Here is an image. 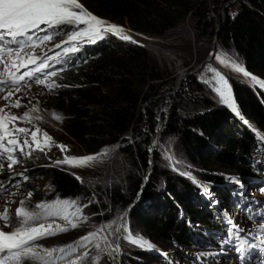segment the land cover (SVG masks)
I'll list each match as a JSON object with an SVG mask.
<instances>
[{
	"label": "trees",
	"instance_id": "trees-1",
	"mask_svg": "<svg viewBox=\"0 0 264 264\" xmlns=\"http://www.w3.org/2000/svg\"><path fill=\"white\" fill-rule=\"evenodd\" d=\"M79 1L100 18L128 24L137 32L158 37L172 35L181 24L190 21L198 39H214L221 25L219 45L234 52L248 72L264 79V0H237L238 12L232 15L228 8L224 18H220L218 11L223 1L229 0ZM215 15L219 18L217 26ZM57 32L61 39L67 38L65 31ZM90 51L89 62L64 72L59 78L60 87L48 96L50 110L66 114L60 127L67 137L58 135L57 138L69 146L79 144L83 151L94 154L108 144L128 142L130 132L135 137L134 144L116 151L129 159L127 190L109 177L105 181L104 191L112 207L103 199L101 205L110 217L109 211L125 210L142 188L150 165L149 149L158 133L157 115L165 120L164 112L158 109L161 94L172 89V85H169L170 73L156 65L149 51L140 44L110 35L99 39ZM174 81L173 78L172 83ZM233 88L237 106L250 124L246 125L228 107L218 106L207 94L202 96L205 90L197 76L190 75L182 83L160 139L163 146L174 140L186 161L179 167L189 175L173 171L159 146L143 198L130 213L129 220H124L123 236L130 234L129 225L133 235L143 236L157 249L200 248L202 258L210 260L213 253L206 248L214 238L211 229L222 231L231 225L225 222L226 216L201 195L190 177L207 184L236 220L239 210L249 209L245 207L248 197L238 195L244 193V189L230 183L226 177H238L243 187L264 180V144L258 143L253 131L264 132V85L239 79L233 80ZM40 162L43 161L38 155L32 154L27 164L37 166ZM37 172L41 174L37 169L31 174ZM47 176L52 188L49 199L62 197L90 202L85 214L99 213L100 205L85 180H78L71 170L53 165L47 169ZM30 182L27 186L35 195ZM98 187L103 191L100 185ZM102 221L98 215V223ZM105 257L107 264H113L107 254ZM174 258L180 261L184 256ZM162 261L159 253L138 246L125 247L123 254V264H164ZM24 264H32V261L26 260Z\"/></svg>",
	"mask_w": 264,
	"mask_h": 264
},
{
	"label": "snow or ice",
	"instance_id": "snow-or-ice-1",
	"mask_svg": "<svg viewBox=\"0 0 264 264\" xmlns=\"http://www.w3.org/2000/svg\"><path fill=\"white\" fill-rule=\"evenodd\" d=\"M76 9H80V11L78 12ZM50 30H63L67 36V40L62 39L61 43L55 44L56 48L63 49V54L60 52L56 53L55 59L57 62H60L63 57L69 54L79 52L83 43H95L108 34L117 35L118 38L125 41L138 43L126 33L123 27L108 23L86 11L77 0H0V66L3 68V72H0V92H5L7 89V94L3 99L9 101L4 108H0V169L4 168L3 162L6 160L8 162L7 168L10 172L6 177L8 184H11L17 175L23 180L28 179L24 172H12L13 167L20 163L16 156L17 152L21 155L31 156L35 151L44 152L46 147H51L50 143L47 142H50L52 137L47 133H43L44 140L47 142L42 143L37 138V134L40 132L39 128H35L33 131L28 128L17 127L15 124L16 121L31 122L30 111H38L35 105L22 116H16L5 111V108H20L22 106L19 99L13 103L11 97L19 93L22 87L30 89L32 85L28 81L44 85L49 90L60 87L55 81L50 80L51 77L57 76V72L47 71L51 67L48 61L52 58L47 55L43 57L34 56L27 51L32 49L34 52L35 48L52 41L58 32ZM41 32L44 34L39 35ZM210 55L212 54L210 53ZM214 59L232 72L242 74L249 83L264 85V80L248 72L243 63L237 58L225 53L215 55ZM29 65L33 67L29 68ZM21 69L28 70L21 72ZM207 70L213 74L212 80L206 79L203 82L212 85V91L222 105L228 107L237 116H240L241 112L233 95L228 76L215 67L208 66ZM55 118L57 120L61 119L60 116H55ZM36 119H40V117H36ZM244 123L246 125L250 124L246 119ZM9 124L12 126L8 127ZM253 131L256 134L258 143L264 144V132H259L258 129H253ZM29 132L31 133V143L28 137ZM21 134L25 136L23 142L19 139ZM58 147L63 152L67 146L58 145ZM95 159L96 156L93 155L84 157L65 156L63 160H57L55 163L78 167L87 166L89 162ZM166 159L169 161L173 171H177L181 175H189L188 172L182 171L179 167L183 163L182 161L176 159L173 155H166ZM76 178L80 179V177ZM190 178L200 189L201 195L209 198L211 203H218L207 184H202L193 177ZM226 179L236 185L242 184V181L235 176L226 177ZM4 186L5 180H0V188ZM13 186L19 187L18 184ZM260 190L264 192V188ZM238 195L243 197V192L238 193ZM31 196L32 193L29 192L28 198H31ZM74 203V201H64L63 206L66 208L69 204ZM24 205L25 201L21 200L20 206L16 209V217L20 218L18 226L13 231L0 229V264H23L26 260L32 261V264H42V262L43 264H56L57 257L54 256L55 253H62L63 255L59 259H63L74 251L72 245L61 249H43L45 255L41 257L40 251L32 246L30 242L56 235L60 232H67L68 228L60 225H56L53 228L52 224L47 226L44 224H39L35 227L29 226L30 222L41 218V213L30 211ZM36 208L45 210V214L49 216H61L62 212H64L60 202L56 204L40 203L36 205ZM80 214L81 210L77 207L75 213H64L61 218L71 224L72 228H75L78 225L69 219V215L78 217ZM258 215H260V220L258 221L259 233L257 235H252L251 229H244L231 219H226L225 221L228 225H231V228L222 244L231 245V251L236 253L235 259L239 264H252L254 259H259V264H264V257L253 256V253L257 250L264 251V215L260 213ZM0 219L4 221L5 227L9 226L10 216L8 208L5 207L3 212H0ZM97 235L98 233H89L81 237L77 244L81 247H87L88 242ZM249 235H252L251 240L248 239ZM124 239L145 250L151 251L155 248L150 241L139 234L133 235L130 233ZM253 240H259V243H253ZM95 247L99 248L100 245L97 244ZM119 248L120 246L117 245L114 250L119 252ZM223 250L222 248L221 251ZM88 256L89 253L85 252L83 256L71 261L70 264H83V261ZM101 259L100 256L95 257L94 264H100Z\"/></svg>",
	"mask_w": 264,
	"mask_h": 264
},
{
	"label": "rangeland",
	"instance_id": "rangeland-1",
	"mask_svg": "<svg viewBox=\"0 0 264 264\" xmlns=\"http://www.w3.org/2000/svg\"><path fill=\"white\" fill-rule=\"evenodd\" d=\"M221 5L222 7H220V10L218 11L220 14V18L226 17L228 8L230 9V13L232 15H235L239 9V4L237 3V0H229L228 2L223 1ZM76 11L79 12L80 9H76ZM86 11L88 10L86 9ZM96 16L100 18V16L98 15ZM103 20L107 21L108 23L123 27L126 30V33L132 36V38L135 41H138L140 43L142 42L143 45L140 43L138 44L144 46L149 51L152 61L156 65H158L161 69L163 70L165 69L170 73L171 84L169 85H172V89L168 91L166 90L161 94L162 99L160 102V107L158 109H160L159 111H162L161 113L164 112L165 120L163 122L160 119L161 116H159V114L157 115L159 121L157 124L158 132L161 126L165 128L166 126L165 123L170 117L171 106L177 99L176 96L178 94V90L182 85V83L190 75L197 76L198 82L204 88L205 93H201L202 96L207 94L208 96L211 97L213 102H216L218 104V106L222 104L219 102L216 94L212 91V85L205 84L203 82L206 79L209 81L212 80L213 74L207 70L208 66L215 67L228 76L229 82L233 89V95H234L233 80L240 79L241 81H245L249 83L242 76V74H237L235 72H232L230 69L224 67L214 59V56L217 54L222 55L227 53L237 58L240 62L242 60H240L234 52L229 51L225 49L223 46L219 45L218 43L219 36L217 37V34L214 36V39L212 38L198 39L195 35L194 27L190 21L181 24L179 28H177L173 32L172 35L166 37H158V36L137 32L128 24L111 22L110 20L107 19H103ZM218 20H219L218 16L215 15L216 26L219 23V22L217 23ZM220 26L221 25L218 26V29ZM110 35L116 37L117 39H121L118 38L117 35H113V34H108L106 36H110ZM125 42H130V41H125ZM49 46L50 45L47 44L44 47H49ZM210 53L212 55H210ZM251 74L257 77L255 73H251ZM173 78L175 81L172 83ZM43 92L45 94H43ZM46 92L48 91H46L44 88L42 89L39 86H37L36 88L32 87L30 89L27 87L24 88L22 87L21 91L15 94L17 98H22L23 100L26 99L27 102L30 104V105L26 104L24 107H21L20 110H18L17 112L18 114L17 116H22L26 111H30L33 105H35L38 108V111H30V115L32 117L31 122H27V121H20V122H22L24 125H26L29 129L33 131L35 130V128H39L40 132L37 134V136L43 141H45L43 137V133H47L50 137H52V140L49 142L50 145L51 143L53 144L51 145L50 148L46 147L44 149V152L35 151L32 153L38 155V157L43 161L42 163L41 162L39 163L40 165L37 166L33 164L28 165L27 163L29 157L32 156L24 155V160H25L24 165H22L20 168H17L13 173L24 172V174H26V176L28 177L27 180L19 181L17 179H14L12 181V184H8L5 181V186L3 188H0V212H3L4 208L6 207L9 210V216H10L9 226L5 227L4 221L0 219V227L9 231L15 228L16 225L19 224L20 218L16 217V209L20 206L21 200L25 201L24 207L26 209L37 213H41V218L37 221L30 222V225L38 223L40 221H46L51 219H57V221L51 220L52 222H59V223L67 222L66 220L62 219L61 216L64 213L73 214L76 212L77 207H79L81 210V214L78 217L75 215H69V219H71L74 223H76L78 225L77 227L75 228L71 227L67 232L58 233L56 235L47 236L37 241H33L31 242V245L36 247L40 251L41 257L45 255L43 249H61V248H66L68 245L73 246L74 251L71 253H77L76 252L77 250L84 248L81 247L79 244H77V241H79L81 237L86 236L89 233H98L101 229H104L107 233V230L109 229L108 232L111 235V238L113 239L114 242L111 241L112 244L111 243L107 244V242L105 244L99 243L100 245L99 248L94 246L93 247L94 249L92 250L90 256L87 257L88 264H94V258L97 256H100L102 258L100 264H107L105 260L106 254L111 258L113 264L116 263L120 264L119 252H116L114 250L116 248L114 245L120 246L119 249L122 250V254H124L125 247L129 249H133L136 246L132 243H129L126 239H124L125 236H123L124 227H125L124 220L127 221L129 220L130 213L132 211L126 216H124L127 208H125V210H122L121 212L120 210L118 211L113 210V211H109L110 217L107 216L108 212L106 211L105 207L101 205L102 203L100 197L101 195H99L98 192L94 189V186L98 190H100V188L98 187V185H100L103 188L102 192H104L105 181L106 178L109 177L110 180L113 181L115 180L116 182L120 183L122 189L126 191L127 185L125 179H126L127 169L130 167L129 159L122 152L116 153L118 149L111 151L112 153L110 152V155H106V156L102 154L103 153L102 152L103 149H102L100 151V155L99 152L98 154L97 153L94 154V155L97 154L98 157L96 156V159L92 162H89L87 166L73 167L70 166L69 164H56L55 162L57 160H63L65 156L68 157L82 156L85 155L86 152L83 151L82 147L79 144L69 146L66 143V141L58 140L57 138L58 135H63L67 137L66 133L60 127L66 114L63 111L50 110L51 104L49 98L46 96ZM0 108H4V107L0 104ZM238 108L241 112V115L238 117L244 121L245 118L242 114V111L240 107ZM186 112H188V110H186ZM55 116H60L61 119L57 120ZM36 117H40V119H36ZM147 130H149V126H147ZM132 137L133 139L131 137L129 138V141L131 142L129 144L135 143V137L133 135ZM133 141L134 143H132ZM173 141L174 140L170 141L171 143L169 142V144L167 143L166 146L165 145L163 146L160 139L157 149L159 148V146H161V149L165 153L164 154L165 160L168 163L169 161L166 159V155H173L176 159L182 162H186L181 157V153L179 152V147ZM56 143H58L59 145L67 146L66 150L62 152L55 145ZM53 165H56L57 167L63 166L66 169L71 170L72 172L78 174L81 177V179L85 180L86 186L88 185L89 188L95 192L93 194L94 195L96 194V197L98 196L100 197L98 199L94 195H92L94 197V200L97 202V204L100 205L99 213L90 212L91 214L89 215L85 214L88 213L89 211L90 202H84V201L82 202V200L62 198V197H56L52 200L49 199V196H51L52 194V188L49 184L47 169L53 167ZM34 169L40 170L41 174H38V172L37 174L36 173L31 174L32 171H34ZM29 181H31L30 187H32L31 185H33V188L37 193L35 195L32 194L31 198H28V193L31 192L29 187L27 186V184H29ZM88 181H90V184H87ZM15 184H18L19 187L13 186ZM261 188L262 186H259L258 189L250 187L249 190H246L244 195L246 197H253L254 199L264 200V192L260 190ZM13 193H15V195H13ZM107 197L108 199H110L109 196ZM142 198L138 201V204L142 200ZM64 201H69V202L74 201L75 203L69 204L65 208L63 206ZM103 201L106 202L105 198H103ZM57 202H60V206L64 208V212H62L61 216H49L45 214V210L36 208V205L40 203L56 204ZM107 204L109 207H112L111 201H109ZM138 204L136 205V207L138 206ZM135 208H132V210ZM98 215H100V219L103 220L101 223H98ZM245 224L251 225L252 221L248 220L247 222H245ZM69 225L71 226V224ZM105 227L107 228V230L105 229ZM128 232H130L129 229ZM228 232L229 230H223L219 233H215L216 238L212 243H210L209 250L217 252L218 255L210 258L212 263L217 262L218 264H239V262L235 259L236 253L231 251V245L222 244V241L226 238ZM115 236H116V240H115ZM109 237L110 236H108V242L111 240ZM99 239L100 238L97 235L95 238L89 241L88 244L91 245L95 242L97 243ZM222 248L224 249L223 251H221ZM168 250H170L171 254H173L178 258H181L180 253L182 254L186 253L187 260L182 264H208L203 262L202 259H199L198 256L195 255V253L198 252L197 249L187 250L175 246H168ZM60 254L62 253L54 254V256L57 257L56 261L61 256ZM183 260H180V262L181 261L183 262ZM24 263L25 261L23 262V264ZM162 263L168 264L169 262L164 259ZM122 264H123V259H122Z\"/></svg>",
	"mask_w": 264,
	"mask_h": 264
},
{
	"label": "bare ground",
	"instance_id": "bare-ground-1",
	"mask_svg": "<svg viewBox=\"0 0 264 264\" xmlns=\"http://www.w3.org/2000/svg\"><path fill=\"white\" fill-rule=\"evenodd\" d=\"M78 2V1H77ZM78 3H80V2H78ZM81 4V3H80ZM82 6H83V8L86 10V8H85V6L83 5V4H81ZM100 16V15H99ZM60 93V92H59ZM61 110V109H60ZM106 153V152H105ZM112 153V152H111ZM106 156V155H105ZM98 157V156H97ZM205 197V196H204ZM210 204H211V202H210ZM51 220H56L57 221V219H51ZM51 220H46V221H40V222H38V223H35V224H29V226H31V227H35V226H38L39 224H44L45 226H47L48 224H52L53 225V228H55V226L56 225H60L61 227H66V228H68V230L71 228V226L67 223V222H62V223H59V222H52ZM59 221V220H58ZM61 222V221H60ZM105 229L107 230V228L105 227ZM14 229H12V230H9V231H13ZM109 230V229H108ZM108 230H107V233L109 234V232H108ZM60 233H64V232H60ZM106 233V231L104 230V229H102V231L100 230L99 232H98V236H99V241H97V243L95 242V243H93V244H88L87 245V247H84V248H82V249H79V250H77L76 252L77 253H71V254H68L66 257H64L63 259H58L57 261H56V264H70V262L71 261H74V260H77V258L78 257H80V256H83V254L85 253V252H88L89 253V256H90V254H91V252H92V250L94 249L93 247L95 246V245H97V244H99L101 241H105V242H107V244L108 243H111L112 244V238H111V235L109 234H107ZM108 236H110L109 238L111 239L109 242H108ZM93 242V241H92ZM92 242H90V243H92ZM31 243V242H30ZM108 246V245H107ZM115 247H116V245H114ZM110 250V249H109ZM60 255H62V254H60ZM83 264H88V260H87V258L83 261Z\"/></svg>",
	"mask_w": 264,
	"mask_h": 264
},
{
	"label": "water",
	"instance_id": "water-1",
	"mask_svg": "<svg viewBox=\"0 0 264 264\" xmlns=\"http://www.w3.org/2000/svg\"><path fill=\"white\" fill-rule=\"evenodd\" d=\"M220 30V27L219 29L217 30V37H218V31ZM163 126L160 127V130L159 132L157 133V136L155 138V141L153 142V144L151 145L150 149V165H149V168L144 176V182H143V185H142V188L138 194V196L135 198V200L133 201V203L129 204L128 207H127V210L124 214V216H126L127 214H129L131 211H132V208H135L136 205L138 204V201L142 198L143 196V193H144V189L146 187V185L148 184L149 182V178H150V174L152 173L153 169H154V166H155V159H154V155H155V151L157 150V147L159 145V142H160V137L162 135V131H163ZM122 259H123V254H122V250L119 249V262L120 264H122Z\"/></svg>",
	"mask_w": 264,
	"mask_h": 264
},
{
	"label": "built area",
	"instance_id": "built-area-1",
	"mask_svg": "<svg viewBox=\"0 0 264 264\" xmlns=\"http://www.w3.org/2000/svg\"><path fill=\"white\" fill-rule=\"evenodd\" d=\"M138 42V41H137ZM138 43H140V42H138ZM137 43V44H138ZM140 44H142V42L140 43ZM143 45V44H142ZM132 132H130V134H128V138H132L133 139V137H132ZM130 136V137H129ZM129 143H131L129 140H128V142H122V141H120V142H116V143H113V144H108V145H106V146H104L103 147V151L102 152H106V153H102V154H105V155H110V152L111 151H114V150H119L121 147H124L125 145H127V144H129ZM132 143H134V141L132 142ZM98 154V153H97ZM97 154L96 155H94V154H92L93 156H97ZM99 155H100V152H99ZM84 156H89V155H87L86 153H85V155H82V156H74V157H84ZM76 177H80L78 174H74ZM81 179V178H80ZM86 183V182H85ZM87 184H90V181H88L87 182ZM88 186V185H87ZM88 189H89V191L92 193V195H94L93 193H95L94 191H92V189H90L89 188V186L87 187ZM94 189L98 192V194L99 195H101L100 197H101V200L103 199V198H105V200H106V202L108 203L109 201H110V199H108V195L105 193V191L104 192H102V190L100 189V190H98L95 186H94ZM95 197H96V194L94 195ZM99 196L98 197H96V198H100ZM105 202V203H106ZM106 203V204H107Z\"/></svg>",
	"mask_w": 264,
	"mask_h": 264
},
{
	"label": "clouds",
	"instance_id": "clouds-1",
	"mask_svg": "<svg viewBox=\"0 0 264 264\" xmlns=\"http://www.w3.org/2000/svg\"><path fill=\"white\" fill-rule=\"evenodd\" d=\"M84 5V4H83Z\"/></svg>",
	"mask_w": 264,
	"mask_h": 264
}]
</instances>
